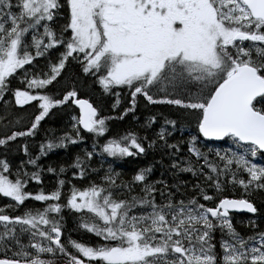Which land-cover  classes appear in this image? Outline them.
Masks as SVG:
<instances>
[{
    "label": "snow or ice",
    "instance_id": "obj_1",
    "mask_svg": "<svg viewBox=\"0 0 264 264\" xmlns=\"http://www.w3.org/2000/svg\"><path fill=\"white\" fill-rule=\"evenodd\" d=\"M0 264H264V0H0Z\"/></svg>",
    "mask_w": 264,
    "mask_h": 264
},
{
    "label": "trees",
    "instance_id": "obj_2",
    "mask_svg": "<svg viewBox=\"0 0 264 264\" xmlns=\"http://www.w3.org/2000/svg\"><path fill=\"white\" fill-rule=\"evenodd\" d=\"M70 71H71V69H70ZM83 91L87 92L88 89H83ZM95 95L96 96L95 97L93 96L92 98L94 100H96V99L99 100L100 99L99 95L98 94H95ZM105 103L110 106V101H105ZM144 103L145 102L141 101L139 104V107L136 111L137 120H143L144 116L148 114L144 109ZM136 123H137V121H134L132 119V116L129 115L123 121L117 120L114 123L113 127L116 131L122 132L124 129L132 128ZM54 126H56V125H54ZM78 150L79 149L77 147H70L67 151H65L63 149H57L55 154L51 155L49 157V159L51 161H64V160H67L70 155L74 154ZM153 159L154 158L152 156H149L147 158H140L139 160H128L126 163H125V161L122 160V161H118V163L124 165V170L127 171V170H130L132 168H136L138 166L146 165L147 163L152 162ZM156 159H158V157H156ZM160 172H161V169L157 165L155 175L159 176ZM49 179H51V178H49ZM255 199L257 200V202H259L262 199V197L260 195H257L255 197ZM69 227H71V222H69ZM240 229H243V228H240ZM243 231H246V230L243 229ZM87 238L88 237L85 236V239H87Z\"/></svg>",
    "mask_w": 264,
    "mask_h": 264
},
{
    "label": "flooded vegetation",
    "instance_id": "obj_3",
    "mask_svg": "<svg viewBox=\"0 0 264 264\" xmlns=\"http://www.w3.org/2000/svg\"><path fill=\"white\" fill-rule=\"evenodd\" d=\"M246 215H249V214H246ZM242 218H245V214H241L237 219H242ZM239 227V225H237ZM242 232H243V229H240Z\"/></svg>",
    "mask_w": 264,
    "mask_h": 264
},
{
    "label": "rangeland",
    "instance_id": "obj_4",
    "mask_svg": "<svg viewBox=\"0 0 264 264\" xmlns=\"http://www.w3.org/2000/svg\"><path fill=\"white\" fill-rule=\"evenodd\" d=\"M96 94H98L99 95V93L97 92ZM96 95H94V97H95ZM97 100V99H96Z\"/></svg>",
    "mask_w": 264,
    "mask_h": 264
},
{
    "label": "water",
    "instance_id": "obj_5",
    "mask_svg": "<svg viewBox=\"0 0 264 264\" xmlns=\"http://www.w3.org/2000/svg\"><path fill=\"white\" fill-rule=\"evenodd\" d=\"M249 215H251V214H249Z\"/></svg>",
    "mask_w": 264,
    "mask_h": 264
}]
</instances>
